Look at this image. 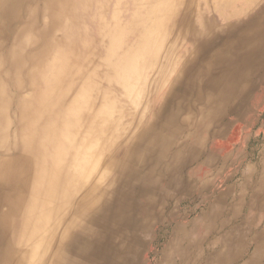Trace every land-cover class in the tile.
Instances as JSON below:
<instances>
[{"label": "bare ground", "instance_id": "1", "mask_svg": "<svg viewBox=\"0 0 264 264\" xmlns=\"http://www.w3.org/2000/svg\"><path fill=\"white\" fill-rule=\"evenodd\" d=\"M237 1L0 0V264L135 261L164 178L251 83L264 29L228 23L256 2ZM214 220L192 227L209 264L264 263L262 233Z\"/></svg>", "mask_w": 264, "mask_h": 264}, {"label": "rangeland", "instance_id": "2", "mask_svg": "<svg viewBox=\"0 0 264 264\" xmlns=\"http://www.w3.org/2000/svg\"><path fill=\"white\" fill-rule=\"evenodd\" d=\"M254 1L256 2L254 4L253 11L250 14L244 16L240 14L237 16L239 17L238 19H232L228 21V23L240 19L239 23L244 24L246 20H254V30L260 31L261 29H264V0ZM239 5H241L240 0L235 2L232 5L233 8H230L229 10L238 8ZM89 25V29H91L89 33L91 36H93V26L90 23ZM263 39L264 37L262 36L260 40L263 44V50L258 56L256 67L254 68V73L251 77V83L249 84L246 93L242 96V99L237 102L238 104L236 103L235 105H233V107L228 111V113L230 112L229 114H226L228 117L224 116L221 119L220 123L216 126V129L209 136H207L204 147L201 150L202 152H200V150L197 151L198 153L200 152V154H203L206 151V148L210 146L213 152L211 156V164L213 165L217 163L215 162V159L217 157L216 154L223 157L222 151H224L226 147L228 148V146H243L247 149V153L243 155L244 161L242 164V169H240L241 167L238 164L234 163V160L228 162L229 159H227L226 167L221 170V174L216 178V182H225L228 189H230V187L233 188L232 194L228 196V201L221 200L218 202L213 199V197H215L214 194H211V200L209 202H197L194 204L195 207H193L192 203L189 202L178 203V211H175L174 209L170 208L171 199L168 196H164L165 200L167 201L165 214L158 223L151 226L147 230L146 238L142 245V251L132 264H182L180 257L174 252H171L173 254V258L170 262L164 257L165 253L168 252L173 237L176 236V232H174V228L176 226L174 228L171 226L174 225L177 214V220L179 221V224H181L182 222L184 223V226H179V228H184L189 234L188 237L191 238L190 241L192 243V246L198 244L196 242V238L199 237V241L203 243V250H206V243H208L207 239L203 238L204 234L201 235L195 233L192 235L191 228L197 224H199V227L202 226L201 228L209 226L208 221L210 218L215 219L212 223V226L220 233L219 236H223L226 234L227 237L230 238L231 236L233 239H235L238 233L242 231L246 232L249 235L247 242L250 243L252 241V235L260 233L264 235V199L262 198V196H259L260 199L254 202V209L250 207V203H246L245 207H243L241 211L236 212L234 210V205H236V199L238 197L243 195L245 196V198L251 199L252 196L255 195V193L257 192L255 188L256 183H258V181L264 175V173L262 172V168L264 167ZM186 55L187 52L183 50L182 47H180L176 53V56L179 57H184ZM182 64L183 62H180L179 67L175 69L177 73L181 70ZM166 91L167 89H164L162 91H152L148 97L149 101L152 102V100L155 99L157 95H159V93H164ZM239 121H243V123H239ZM225 135H230V138L225 139ZM179 141L181 142L182 139H180ZM214 152H216V154H214ZM192 161L195 162L192 158H184L176 169L178 170L186 168L189 164L192 163ZM251 162L254 163V167L252 166ZM252 167L254 171L251 170ZM177 170H174L172 174L166 175L163 182L170 184L172 183V179L176 180L175 177H177L176 174H178ZM245 178H247L251 183H254V194L250 192L249 188H239L240 184H244ZM234 184L236 187L233 186ZM164 191L165 188L162 185V192ZM207 211V217L200 216V214L204 212L206 213ZM255 247V244L252 246L250 244V248L246 252H253L255 250ZM183 252L186 255H188L189 253L191 255L192 250L188 248ZM193 256L194 255H192L190 259L187 260V264L193 263ZM210 261L211 255L206 250V253H204L199 263L209 264Z\"/></svg>", "mask_w": 264, "mask_h": 264}, {"label": "crops", "instance_id": "3", "mask_svg": "<svg viewBox=\"0 0 264 264\" xmlns=\"http://www.w3.org/2000/svg\"><path fill=\"white\" fill-rule=\"evenodd\" d=\"M239 123H243V121H239ZM228 138H230V135L229 136L225 135V139ZM212 153L213 152L210 146H208L206 148V151L202 154L201 157L198 158V160L192 162L186 168L178 169V170L176 169L178 171V174H176L177 175L176 180L174 179L172 180V183H170L171 185L162 182L165 191L162 192L161 194L162 196H168L171 199L170 202L171 209L178 211L177 204L182 202L192 203L193 207H195L194 204L197 202L198 203L209 202L211 200V194L212 195L214 194L216 198L213 197V199L218 202L221 200L228 201V196L232 194L233 188L230 187V189H228L225 182L223 183L216 182V178L221 174V170L224 167H226L227 159H229L228 162L234 160V163L238 164L241 167L240 169H242V164L244 161L243 155L247 153V149L243 146L237 147L231 145L228 146V148L226 147V149L222 151L223 157L218 156V154L214 152V154H216L217 156L215 159V162L217 163L213 165L211 164ZM251 164L254 167V163L251 162ZM253 167L251 170H253ZM262 172L264 173V167L262 168ZM233 186L236 187L235 184ZM239 188L240 189L249 188L250 192L254 194V183L248 181L247 178H245L243 185L240 184ZM255 188L257 192L255 193V195L252 196L251 199H247L243 195H241L236 199V205H234V210L236 212L241 211L242 208L245 207L246 203H250V207L254 209V202L260 199L259 196H262V198L264 199V175L258 181V183H256ZM208 211L206 213L204 212L200 214V216L205 217ZM177 217L178 214L176 216V221H174V225L171 226L173 228L176 226L174 228L175 229L174 232H176L175 233L176 236L173 237L168 252L165 253L164 257L170 262L173 258L172 253L174 252L180 257L182 262L183 261L185 262L184 264H187V260L190 259L192 255H190V253L186 255L183 251L188 248L192 250V243L190 241L191 238L188 237V233L184 228L182 227L179 228V226H184V223L182 222L181 224H179ZM191 231H192V235L195 233H202L201 229L199 230V232H197L195 229L191 228ZM198 245H199V254L202 256L203 245L202 244H198ZM245 260L246 258H243L241 262Z\"/></svg>", "mask_w": 264, "mask_h": 264}]
</instances>
